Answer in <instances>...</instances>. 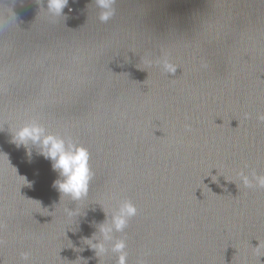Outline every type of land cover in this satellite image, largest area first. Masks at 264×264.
Here are the masks:
<instances>
[{
    "label": "water",
    "instance_id": "95a60500",
    "mask_svg": "<svg viewBox=\"0 0 264 264\" xmlns=\"http://www.w3.org/2000/svg\"><path fill=\"white\" fill-rule=\"evenodd\" d=\"M261 115L264 0H0V264H118L122 239L126 264H264L239 176L264 175ZM33 125L87 149V196L13 142Z\"/></svg>",
    "mask_w": 264,
    "mask_h": 264
},
{
    "label": "clouds",
    "instance_id": "9594fccd",
    "mask_svg": "<svg viewBox=\"0 0 264 264\" xmlns=\"http://www.w3.org/2000/svg\"><path fill=\"white\" fill-rule=\"evenodd\" d=\"M114 0H99L101 7L110 8ZM67 4V0H50V7L57 11L62 10ZM110 13L101 17L107 20ZM264 120V115L258 117ZM187 130L190 131V128ZM44 130L39 126H23L19 128L14 136L13 142L17 147L24 146L27 149L29 143L40 145L39 154L45 159L51 161L53 171L58 173V179L54 182V187L65 196L70 197L73 201H78L87 196L89 191L92 172L90 169V154L82 146H68L63 139H58L52 135H43ZM31 156V152H28ZM240 180L245 187L264 188V175H256L254 172L251 179L243 172L239 174ZM255 182V184L253 183ZM137 214L136 206L129 200L120 202L118 211L112 217V228L105 229V232L115 230L123 232L128 225L130 218ZM125 240H118L113 245V251L120 253L118 264H126L127 253L125 252ZM100 251H103L101 246ZM28 253L22 254V258L27 260Z\"/></svg>",
    "mask_w": 264,
    "mask_h": 264
}]
</instances>
